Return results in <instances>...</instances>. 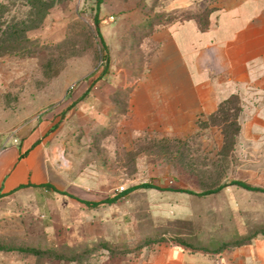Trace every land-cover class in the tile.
<instances>
[{
    "label": "rangeland",
    "instance_id": "obj_1",
    "mask_svg": "<svg viewBox=\"0 0 264 264\" xmlns=\"http://www.w3.org/2000/svg\"><path fill=\"white\" fill-rule=\"evenodd\" d=\"M211 2L0 0V132L55 116L58 187L123 192L96 207L56 191L1 199L0 264H127L164 243L213 251L264 235V133H235L234 115L195 133H123L151 33L204 21Z\"/></svg>",
    "mask_w": 264,
    "mask_h": 264
},
{
    "label": "crops",
    "instance_id": "obj_2",
    "mask_svg": "<svg viewBox=\"0 0 264 264\" xmlns=\"http://www.w3.org/2000/svg\"><path fill=\"white\" fill-rule=\"evenodd\" d=\"M210 7L206 31L186 19L151 33L152 48L126 102L123 133H195L232 95L240 98L238 133H264V0H212ZM54 119L0 132V200L51 191L84 203L118 200L123 192L106 202L109 196L91 200L78 187L66 188L75 185L58 187L52 136L63 131L52 128ZM127 257V264H264V235L213 251L164 243Z\"/></svg>",
    "mask_w": 264,
    "mask_h": 264
},
{
    "label": "trees",
    "instance_id": "obj_3",
    "mask_svg": "<svg viewBox=\"0 0 264 264\" xmlns=\"http://www.w3.org/2000/svg\"><path fill=\"white\" fill-rule=\"evenodd\" d=\"M211 11H212V9H210V12ZM210 12L208 13L207 18L204 21L200 20V18H197V17H190L188 19H194L198 23L199 28L202 31H206V30L210 29V27H211V22H210V19H209ZM99 35H100V38H101V42L105 46L106 43H105V41L103 39L102 33L100 32ZM105 59H106V62H107V64H106V71H107V66H108V62H109V56L105 55ZM240 110H241V105H240L239 96L238 95H232L224 103H222L220 105V108L218 109V111L214 115H212L210 119H213V118H216L217 116H219L220 122L228 123V122L232 121V119H231V117H229V115H234L233 120L236 123H238V115H239ZM202 122H205V121H202ZM202 122H200V124H202ZM239 128H240V125L238 123V127H237V130H236L235 133H238ZM232 182L234 184H237L238 186H241V187L258 190V189L254 188V187H251L250 185H247L246 183H244L243 181H240V180H233ZM142 186H147V185H142ZM222 186L223 185H220L219 187H217L215 189H209V190H206V191H204L202 193L203 194L204 193L205 194H210V193H213V192H217V191H219L222 188ZM133 188H135V187H132L131 189H133ZM175 190L188 191L186 189H175ZM116 197L117 196L109 197L108 199H106V202H111V201L115 200ZM85 202L87 204H89V205H96V204L100 203V202H89V201H85Z\"/></svg>",
    "mask_w": 264,
    "mask_h": 264
},
{
    "label": "built area",
    "instance_id": "obj_4",
    "mask_svg": "<svg viewBox=\"0 0 264 264\" xmlns=\"http://www.w3.org/2000/svg\"><path fill=\"white\" fill-rule=\"evenodd\" d=\"M121 190H124V187H121Z\"/></svg>",
    "mask_w": 264,
    "mask_h": 264
}]
</instances>
